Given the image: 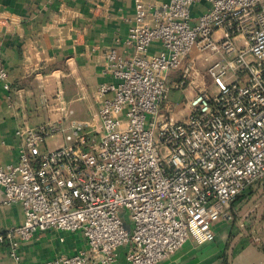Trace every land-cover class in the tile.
<instances>
[{"label":"built area","instance_id":"obj_1","mask_svg":"<svg viewBox=\"0 0 264 264\" xmlns=\"http://www.w3.org/2000/svg\"><path fill=\"white\" fill-rule=\"evenodd\" d=\"M127 41L131 56L107 53L115 81L93 92L94 122L58 95L61 117L18 127V161L0 156L4 200L24 211L0 229L17 261L21 240L56 229L81 231L87 247L36 264H114L123 248L128 264H157L191 237L214 241V223L264 183V0H165L152 12L136 0ZM205 53L217 55L214 88L196 90L185 118L163 110L169 73H182L174 88L196 85ZM0 85L11 88L1 53Z\"/></svg>","mask_w":264,"mask_h":264},{"label":"crops","instance_id":"obj_2","mask_svg":"<svg viewBox=\"0 0 264 264\" xmlns=\"http://www.w3.org/2000/svg\"><path fill=\"white\" fill-rule=\"evenodd\" d=\"M142 1L152 12L165 0ZM135 5L136 0H0V53L11 82L9 90L0 85V156L6 163L19 159L18 127L38 126L61 117L58 95L75 110L74 118L94 122L98 103L93 92L101 83L115 81L108 68V51L114 48L126 57L133 53L127 40ZM159 48L155 43L150 52ZM201 55H195L196 85L175 90L173 83L182 73H169L163 110L179 116L183 113L181 102L191 99L199 87L211 84L207 66L217 55L205 53L203 59ZM251 196L237 201L232 213L249 205ZM4 197L0 187L2 230L24 220L22 204L6 203ZM251 210L244 214L248 216L243 223L246 228H238L233 216L222 218L214 223V241L199 244L191 237L174 255L157 264H264V220H254L255 213L249 216ZM85 247L87 239L81 231H38L21 240L19 261L9 242L0 243V264H36ZM114 264H128L124 248Z\"/></svg>","mask_w":264,"mask_h":264},{"label":"rangeland","instance_id":"obj_3","mask_svg":"<svg viewBox=\"0 0 264 264\" xmlns=\"http://www.w3.org/2000/svg\"><path fill=\"white\" fill-rule=\"evenodd\" d=\"M196 6H198L199 9L194 10L193 13H194V15L198 16L199 14L204 12L205 5L204 4H198ZM201 56H202L201 58L203 59L204 54ZM207 81H208V79H207ZM213 88H214V84L212 82V89ZM175 90H177V89L175 88ZM188 102H189V98H186L179 105L180 110H182V112H183L178 116L179 118H185L187 116V114L189 113V110L187 107ZM176 110H178V108ZM53 142H54V139L49 140L50 146H52V147L54 146ZM250 195H252V196L250 198H248V202H250L249 205L245 206L244 209H242V210L239 209L237 213L236 212L233 213V219L234 220L233 219L232 220L234 223L236 222L237 227L240 229L246 228V225L243 223L245 222V220L248 216H244V214L250 209H253V210L250 211L251 213L249 214V216L252 213H255V215L253 217L254 220H256V219L264 220V183L262 184L260 190L254 192V193H250ZM248 231H250V229H248Z\"/></svg>","mask_w":264,"mask_h":264},{"label":"water","instance_id":"obj_4","mask_svg":"<svg viewBox=\"0 0 264 264\" xmlns=\"http://www.w3.org/2000/svg\"><path fill=\"white\" fill-rule=\"evenodd\" d=\"M127 227H129V226L127 225Z\"/></svg>","mask_w":264,"mask_h":264}]
</instances>
